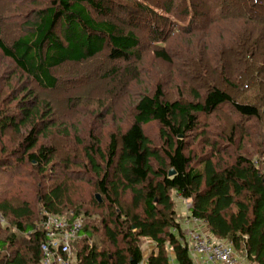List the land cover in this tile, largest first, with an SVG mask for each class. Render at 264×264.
Masks as SVG:
<instances>
[{"label":"trees","instance_id":"obj_1","mask_svg":"<svg viewBox=\"0 0 264 264\" xmlns=\"http://www.w3.org/2000/svg\"><path fill=\"white\" fill-rule=\"evenodd\" d=\"M151 1L50 0V6L39 9L34 20L25 21L22 33L13 41L3 38L0 27V54L41 90H54L58 82L54 70L96 58L105 48L114 62L136 58L139 36L124 26L121 15L130 21L150 22L158 14V6ZM169 1L161 8L166 16L173 12L174 3ZM178 1L183 14L191 17L198 40L190 50L195 51L202 97L169 102L158 86L153 94L138 97L132 124L111 135L106 153L95 138L91 140L86 155L93 176L87 183L102 196V203L94 195L89 204L82 198L74 202L68 183L78 177L69 174L45 193L40 187L35 204L0 203V216L9 224L0 226V264H41L45 211L83 218V230L71 245L78 264H141L145 261L144 240L155 245L147 264H193L173 192L188 202L189 217L203 223L214 239L232 245L251 264H264V164L238 155L221 163L205 156L194 165L186 143L199 130L201 118L223 106H229L242 120L260 119L259 105L234 100L212 80L238 73L245 75L247 89L255 84V75L264 68V53L256 62L257 53L264 52V0ZM114 10L119 12L116 19ZM155 53L172 61L166 51ZM131 71L127 68L125 73ZM27 101L17 115L0 112V169L11 167L14 160L27 161L42 173L53 162L55 152L46 145L37 148L45 131L38 123L43 111L35 100ZM155 122L160 126L156 145L144 131ZM23 128L26 135L9 151L3 139L7 130L22 132ZM208 144L220 153L218 146ZM98 158L107 166L97 163ZM90 208L100 212L95 219Z\"/></svg>","mask_w":264,"mask_h":264},{"label":"rangeland","instance_id":"obj_2","mask_svg":"<svg viewBox=\"0 0 264 264\" xmlns=\"http://www.w3.org/2000/svg\"><path fill=\"white\" fill-rule=\"evenodd\" d=\"M49 1L0 0L3 38L10 42L18 37L25 21L34 20L39 9L50 6ZM172 1L174 13L166 16L161 8L171 2L152 0L158 6V14L150 22L139 18L130 21L127 15H121L123 25L139 36V55L136 58L114 62L109 60L108 48H105L104 53L96 58L83 63L65 64L54 70L53 74L58 78L57 88L54 90H41L0 54V112L17 115L23 102L35 100L43 111L42 118L38 121L39 129L45 127L37 148L46 145L55 152L53 162L42 173L27 161L18 163L14 160L11 167L0 169V203L8 201L19 206L26 201L35 204L40 196V187L45 193L46 189L64 182L65 175L69 174L72 178L78 177V180L70 179L71 182L68 183L72 188L73 201L82 198L89 204L93 195L100 196L93 192V185L87 183L93 175L89 172L92 169L87 164L86 148L91 145L93 138L106 153L111 135L123 132L132 124L138 97L153 94L158 86L162 87L169 102L192 101L197 100V96L202 97L203 83L196 81L195 51L190 50L194 49V43L198 41L194 39L191 17L183 14L182 2ZM205 9L202 8L201 11H206ZM118 13L113 11V19H116ZM159 17L167 18V21L162 22ZM155 33L160 34L159 38ZM158 51H166L172 61L168 63L159 58L155 53ZM185 51L186 55L183 57L182 53ZM190 52L193 55H189ZM262 53L264 52L257 53L256 62L262 59ZM127 68L133 72L125 73ZM236 75L226 78L223 74L212 80V83L236 101L259 105L261 117L257 120H242L229 106L221 107L211 116H203L199 130L186 140L194 165L200 164L205 156L221 163L230 162L238 155L264 164V68L255 75L256 85L250 83L249 89L246 87L248 83L245 82V75ZM159 128L157 122L144 127L147 137L155 145L159 143ZM24 130L26 128L21 133L13 129L7 130L3 139L8 142L9 151L26 135ZM208 143L218 146L220 153L212 150ZM96 162L102 167L107 166L99 158ZM25 193L27 197L24 196ZM173 197L176 210L183 217L182 222H186L189 215L188 203L174 192ZM100 200L102 203V196ZM35 208L37 209V205ZM90 211L95 215L94 219L100 213L94 208H90ZM40 218L37 220L39 224ZM0 226H9L8 221L1 216ZM183 227H186L185 224ZM185 231L187 235L188 230ZM152 246L150 241H143V251L146 254Z\"/></svg>","mask_w":264,"mask_h":264},{"label":"built area","instance_id":"obj_3","mask_svg":"<svg viewBox=\"0 0 264 264\" xmlns=\"http://www.w3.org/2000/svg\"><path fill=\"white\" fill-rule=\"evenodd\" d=\"M44 219L41 228L44 231V241L41 243V264H78L73 252L72 242L78 239L83 230L82 217L74 219L66 216L43 212ZM195 222H199L193 219ZM193 264L199 261L210 264H251L245 257L239 256L232 245L218 241L202 229H191L186 235ZM141 264H147L143 261Z\"/></svg>","mask_w":264,"mask_h":264},{"label":"crops","instance_id":"obj_4","mask_svg":"<svg viewBox=\"0 0 264 264\" xmlns=\"http://www.w3.org/2000/svg\"><path fill=\"white\" fill-rule=\"evenodd\" d=\"M185 201V200H184ZM186 202V201H185ZM188 203V202H187ZM188 208H189V204H188ZM188 208H187V210H188ZM178 211V213L179 214H181L180 212H179V210H177ZM188 212H189V210H188ZM189 215L187 216V219H186V222H181V225L182 226H184V224H185V226L186 227H183V229L184 230H191V229H202V230H204L206 233H208L209 235H210V233H209V231H208V229L206 228V226L203 224V223H201V222H195L194 220H193V218L191 217H189L190 216V213H188ZM183 223V224H182ZM212 236V235H211ZM153 244V243H152ZM155 249V245L153 244V246L151 247V250L146 254L144 251H143V255H144V260L145 261H147V257H148V255L149 254H151L152 253V251ZM200 262V264H210V263H205V262H203V261H199Z\"/></svg>","mask_w":264,"mask_h":264},{"label":"water","instance_id":"obj_5","mask_svg":"<svg viewBox=\"0 0 264 264\" xmlns=\"http://www.w3.org/2000/svg\"><path fill=\"white\" fill-rule=\"evenodd\" d=\"M173 174H174V171H171V172H170V176H173ZM97 199L99 200V202H101V200H100V196H97Z\"/></svg>","mask_w":264,"mask_h":264}]
</instances>
